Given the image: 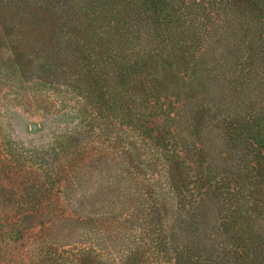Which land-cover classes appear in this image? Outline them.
Instances as JSON below:
<instances>
[{"label":"trees","instance_id":"obj_1","mask_svg":"<svg viewBox=\"0 0 264 264\" xmlns=\"http://www.w3.org/2000/svg\"><path fill=\"white\" fill-rule=\"evenodd\" d=\"M0 14L19 35L11 52L25 57L21 36L37 31L46 76L88 101L54 174L153 180L170 220L153 244L164 264H264V0H0ZM95 127L123 142L118 152L88 148ZM19 198L0 212V264H26L24 234L62 216Z\"/></svg>","mask_w":264,"mask_h":264},{"label":"rangeland","instance_id":"obj_2","mask_svg":"<svg viewBox=\"0 0 264 264\" xmlns=\"http://www.w3.org/2000/svg\"><path fill=\"white\" fill-rule=\"evenodd\" d=\"M6 24L0 26V212H9L13 205L9 199L16 196L22 202L14 204L16 208L62 213L53 226L47 215L42 228L24 234L20 249L26 264H31V247L34 252L41 249L46 264H164L166 260L158 259L153 244L159 224L170 220L156 208L159 197L153 180L143 175V179L124 181L97 170L88 181L80 179L86 178L81 175L60 178L54 174L59 139L83 129L79 114L88 109V101L83 100L78 85L46 76L54 72H45L37 57L33 44L37 31L21 36L18 49L27 51L25 57L18 50L11 52L19 35H9ZM104 124L114 126L110 121ZM98 129H92L88 148L118 152L123 142ZM88 133L81 136L86 138ZM9 172L17 176L14 184ZM45 188L49 200L37 203ZM0 259L9 260L8 246H0Z\"/></svg>","mask_w":264,"mask_h":264}]
</instances>
